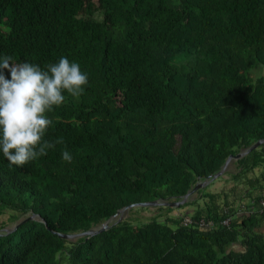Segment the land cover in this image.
<instances>
[{
  "label": "trees",
  "instance_id": "obj_1",
  "mask_svg": "<svg viewBox=\"0 0 264 264\" xmlns=\"http://www.w3.org/2000/svg\"><path fill=\"white\" fill-rule=\"evenodd\" d=\"M5 55L41 69L67 57L88 83L46 112L43 140L63 143L24 165L0 150V216L38 217L0 234V264H264V144L231 161L230 180L260 192L243 209L204 187L174 218L158 206L145 223L58 236L180 201L264 140V76L251 72L264 68V0H0Z\"/></svg>",
  "mask_w": 264,
  "mask_h": 264
},
{
  "label": "clouds",
  "instance_id": "obj_2",
  "mask_svg": "<svg viewBox=\"0 0 264 264\" xmlns=\"http://www.w3.org/2000/svg\"><path fill=\"white\" fill-rule=\"evenodd\" d=\"M87 83V74L67 57L46 69L0 57V150L11 165H24L63 143L62 137L54 143L43 140L52 124L46 112L64 102L62 92L81 96ZM62 159L71 163L73 157L65 150Z\"/></svg>",
  "mask_w": 264,
  "mask_h": 264
},
{
  "label": "rangeland",
  "instance_id": "obj_3",
  "mask_svg": "<svg viewBox=\"0 0 264 264\" xmlns=\"http://www.w3.org/2000/svg\"><path fill=\"white\" fill-rule=\"evenodd\" d=\"M251 72L254 77H259L260 75L264 76V68H255ZM261 170L262 168L255 170L254 173L250 175V177H257L259 173L261 172ZM233 172H234V166L232 162H230L229 165L227 166V169L222 174V176L213 180L212 182L207 184L205 187L207 188V191L211 193H215V194L219 193L221 195L226 193L227 199L230 202L232 201L234 202L236 209L238 208L243 209V206L247 204V202L249 203L250 201H252L251 198L257 196L260 192L259 190L252 189L250 191L251 198H249L248 193H247L248 191H246V189L248 188L246 184H243V182L235 183L234 181L230 180L229 173H233ZM194 198H196V194H193L189 197L190 200ZM218 202L222 204L223 202L222 196ZM198 203L202 205L203 200H199ZM138 208L139 207H135V208H131L129 210L124 211L122 214L123 219H128L132 223H136V224L145 223V222H148L152 216H155L158 213V211L154 209L155 207H146L144 209H138ZM189 209H190L189 207L172 208V210L168 212L167 215L174 218L176 216L184 214L186 211H190ZM165 213H166L165 211L161 212L163 216L165 215ZM11 216L19 217V219L13 222L11 220ZM29 216L30 215H25L21 217L18 214L10 210H5L4 213L0 216V234H3L6 231L11 230L19 221ZM116 219L117 217L114 220ZM70 241H73V240H70Z\"/></svg>",
  "mask_w": 264,
  "mask_h": 264
},
{
  "label": "water",
  "instance_id": "obj_4",
  "mask_svg": "<svg viewBox=\"0 0 264 264\" xmlns=\"http://www.w3.org/2000/svg\"><path fill=\"white\" fill-rule=\"evenodd\" d=\"M262 144H264V140H259L257 142H255L254 144H252L251 146H249L248 148L242 150L241 152H239L236 155H231L229 156L226 161L224 162L223 166L221 167V169L214 174L211 177H208L202 181H198L195 186L189 190L180 201L177 202H173V203H168V202H163V201H150V202H143V203H137V204H132V205H128L127 207H124L122 209H120L115 215H113L112 217H110L108 220H106L105 222H103L100 226L92 228L90 230H87L85 232H81V233H76V234H58V236L62 239L65 240H76L78 238L81 237H85L86 239L88 237L91 236H95L97 234L103 233L106 230H108V228L115 224L118 223L120 221L123 220V212L126 210H129L131 208H135V207H158V206H163V207H172V208H178L179 206L185 204L187 201H189V197L191 195H193L197 190L204 188L207 184H209L210 182H212L213 180L219 178L220 176H222V174L225 172V170L227 169V166L229 165V163L231 161H236L240 158H242L243 156L247 155L248 153H250L251 151L257 149L259 146H261ZM117 217L116 220H114ZM38 217H36L35 215H30L29 217L21 220L20 222H18L11 230L6 231V233H10L11 231L15 230L16 227L26 221V220H33L36 219ZM43 222V221H41ZM48 229V228H47Z\"/></svg>",
  "mask_w": 264,
  "mask_h": 264
},
{
  "label": "built area",
  "instance_id": "obj_5",
  "mask_svg": "<svg viewBox=\"0 0 264 264\" xmlns=\"http://www.w3.org/2000/svg\"><path fill=\"white\" fill-rule=\"evenodd\" d=\"M258 205H259V207H260L261 209H264V195H263V197L259 200ZM192 223H193L192 220H191L190 218H188V217H185V218H183V220H182V225H184V226H190ZM223 224H224V225H227V224H228V220L224 221ZM204 225H205V224H204ZM199 226H203V223L200 222V223H199ZM211 226H212V224L209 223L207 226H203V227H211Z\"/></svg>",
  "mask_w": 264,
  "mask_h": 264
},
{
  "label": "crops",
  "instance_id": "obj_6",
  "mask_svg": "<svg viewBox=\"0 0 264 264\" xmlns=\"http://www.w3.org/2000/svg\"><path fill=\"white\" fill-rule=\"evenodd\" d=\"M256 170H257V169H256ZM248 189H249V187L246 189V191H247ZM247 204H248V202H247ZM247 204H245V205H247ZM245 205H244V206H245ZM244 206H243V208H244Z\"/></svg>",
  "mask_w": 264,
  "mask_h": 264
}]
</instances>
